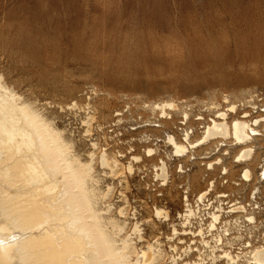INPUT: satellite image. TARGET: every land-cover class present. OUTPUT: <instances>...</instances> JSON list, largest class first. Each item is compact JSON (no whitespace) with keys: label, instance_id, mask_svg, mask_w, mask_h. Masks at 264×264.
Wrapping results in <instances>:
<instances>
[{"label":"rangeland","instance_id":"374dc122","mask_svg":"<svg viewBox=\"0 0 264 264\" xmlns=\"http://www.w3.org/2000/svg\"><path fill=\"white\" fill-rule=\"evenodd\" d=\"M0 76L64 130L82 160L95 152L99 188L113 186L103 203L116 217L126 207L123 235L138 249L162 248L159 264H228L225 252L255 264L253 249L264 247V137L254 138L249 160L236 161L233 138L184 156L168 136L180 140L191 126L195 141L218 110L234 116L233 105L240 116H264V0H0ZM166 102L176 107L162 117L153 108ZM184 112L190 124L181 123ZM104 151L118 159L116 174L101 165Z\"/></svg>","mask_w":264,"mask_h":264},{"label":"bare ground","instance_id":"6f19581e","mask_svg":"<svg viewBox=\"0 0 264 264\" xmlns=\"http://www.w3.org/2000/svg\"><path fill=\"white\" fill-rule=\"evenodd\" d=\"M1 83L0 76V264H159L165 255L162 248L156 249L151 244L138 249L132 234L123 235L128 226L126 207H118L120 217H116L112 215V204L103 203L111 197L113 186L105 190L99 188L100 178L94 175L95 152L82 160L79 153L72 150V143L63 137L65 134L61 131L64 130L54 127L30 102L21 103V97ZM175 107V103L166 102L156 103L153 109L167 117L166 109ZM230 109L236 112L234 116L218 110L202 126V136L195 141L191 140V126L183 130L180 140L169 135L168 142L175 155L187 156L190 148L233 138L240 151L236 161L249 160L254 138L264 137V129L258 127L264 128V116L249 118L247 111L240 116L234 105ZM196 119L201 120L203 116L198 115ZM190 122L189 114L184 112L181 123ZM93 146L95 148L96 143ZM147 151L152 153L153 149ZM106 153L100 154L101 165L116 174L120 163ZM134 159L140 157L134 156ZM243 169L242 176L249 181L252 171L248 166ZM128 170L133 171L131 163ZM160 170L158 176L166 179L163 161ZM206 194L202 192L198 200ZM240 209L243 207L237 206L231 211ZM187 212L185 217L192 215L191 209ZM163 213L162 209H156L158 216ZM187 217L184 224L189 222ZM211 218L214 229L220 214L213 212ZM173 230L177 232L176 228ZM138 232L135 224L133 233ZM183 233L190 232L184 230ZM202 233L199 230L196 235ZM217 240L223 243L221 237ZM201 242L210 247L209 241ZM176 246L171 245V248L176 249ZM251 255L253 263L264 264V247L253 249ZM220 257L227 258L228 264H235V257L228 252ZM189 262L205 264L201 257Z\"/></svg>","mask_w":264,"mask_h":264}]
</instances>
